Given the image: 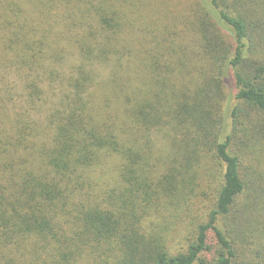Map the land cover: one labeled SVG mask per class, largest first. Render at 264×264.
Segmentation results:
<instances>
[{
  "label": "trees",
  "instance_id": "16d2710c",
  "mask_svg": "<svg viewBox=\"0 0 264 264\" xmlns=\"http://www.w3.org/2000/svg\"><path fill=\"white\" fill-rule=\"evenodd\" d=\"M134 2L0 0V264H264V0Z\"/></svg>",
  "mask_w": 264,
  "mask_h": 264
},
{
  "label": "rangeland",
  "instance_id": "374dc122",
  "mask_svg": "<svg viewBox=\"0 0 264 264\" xmlns=\"http://www.w3.org/2000/svg\"><path fill=\"white\" fill-rule=\"evenodd\" d=\"M131 1L135 5L134 0H131ZM136 1H137L136 2L137 5L139 6V11L144 17V20H148L147 16L149 15L151 8H152L151 0H136ZM168 1H170V0H168ZM173 1L175 3L172 4V7L170 9H167L164 11L162 10L161 14L168 16V18L171 20V22L177 24L180 21L179 18H183L184 15H186V17H187L188 14L184 13L183 15H179L181 5H183V7L186 5V4H183L184 0H173ZM156 17H159V14H157ZM179 28H180V26H179ZM164 32H165V30H164ZM215 177H216V181H218L219 180V174L215 173ZM211 185H215V183L212 182ZM187 217L188 216H186V213H182L180 217H179V215H177L176 217L173 216V217L167 218V223H166V225L168 224L167 229L170 231V235L173 237V242H171V244H172V246H174L176 248H179L183 244L182 239L181 238L179 239V236H176V234L180 232V229H182L184 227V225H188L189 223H191L190 222L191 220ZM180 236H181V234H180Z\"/></svg>",
  "mask_w": 264,
  "mask_h": 264
}]
</instances>
